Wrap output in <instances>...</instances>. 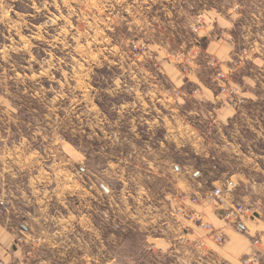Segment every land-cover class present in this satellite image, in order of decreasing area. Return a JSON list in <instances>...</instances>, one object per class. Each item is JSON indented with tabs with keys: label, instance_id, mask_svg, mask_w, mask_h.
<instances>
[{
	"label": "rangeland",
	"instance_id": "374dc122",
	"mask_svg": "<svg viewBox=\"0 0 264 264\" xmlns=\"http://www.w3.org/2000/svg\"><path fill=\"white\" fill-rule=\"evenodd\" d=\"M208 25L231 46L205 59L212 86L226 101L221 71L238 98L225 139L204 148L214 158L178 149L169 127L167 64L193 71ZM184 162L200 175L177 173ZM0 170L8 213L62 219L46 226L60 233L54 264H264V0H0ZM228 177L256 217L222 244L194 223L190 235L179 203L219 217L178 186Z\"/></svg>",
	"mask_w": 264,
	"mask_h": 264
},
{
	"label": "crops",
	"instance_id": "0c3cea01",
	"mask_svg": "<svg viewBox=\"0 0 264 264\" xmlns=\"http://www.w3.org/2000/svg\"><path fill=\"white\" fill-rule=\"evenodd\" d=\"M200 40L203 45L196 47L195 54H197V57L193 71L189 74L182 75L179 70L178 74L177 72L173 73V66L169 63L167 64V71L170 73L169 79L180 90L171 100L174 102V108L178 110L177 123L175 125L169 124V127L172 129V143L178 149L189 144V150L194 155L214 158L213 154L211 155L204 149L205 146L210 143L217 144V141L225 139L226 136L221 130L226 124L237 118L238 111L236 107L224 101L221 95L217 93L216 88L212 86L213 76L208 74L205 59L214 57L217 60L225 61L229 57L231 46L226 38L214 34L212 25L206 26L201 33ZM194 87L197 88L196 93L193 92ZM164 93L166 94L165 90ZM174 126L176 127L175 132H173ZM212 127L216 128L215 132L219 133L218 138L220 140H211L207 136ZM174 167L178 170L177 173L186 172L193 174V172H196L198 175L201 173L200 169L187 164V162L182 163V166L179 163L178 165L174 164ZM5 175L0 170V197H5L3 186ZM215 182L212 186L220 184L222 180H215ZM177 191L178 199L181 193L198 194L204 192L189 187L179 188V186L178 190L175 191V195ZM224 194L227 202L234 199L231 192H225ZM210 212L215 217V213L212 210ZM206 216L210 217L209 213ZM211 217L213 216L211 215ZM56 219L62 220L61 218H55L47 210L38 215L35 211L22 208V206L21 209H13L10 213L0 214V259L3 260V264H36L38 260H41L42 264H54L49 252L57 246V242L52 241L51 237L60 235V233L49 231L46 226L51 223L55 224ZM211 219L216 226L222 228L223 232L229 236L231 235L233 232L231 228L224 226L223 222L216 217V220L214 218ZM186 224L190 225L189 229L193 231L189 234H195L193 224L189 222H186ZM97 225L94 226L99 231ZM37 226H43L44 229L38 230ZM31 237L40 238L37 246H32ZM29 249H31L30 252H28Z\"/></svg>",
	"mask_w": 264,
	"mask_h": 264
},
{
	"label": "built area",
	"instance_id": "2783aa9c",
	"mask_svg": "<svg viewBox=\"0 0 264 264\" xmlns=\"http://www.w3.org/2000/svg\"><path fill=\"white\" fill-rule=\"evenodd\" d=\"M204 20L201 17H197L192 24V30L195 33H198L200 27L203 25ZM133 49L136 50L137 46L133 45ZM184 53L178 54V57H181ZM218 76L222 78V84L219 83L220 90L226 92V101L229 102L232 106L235 107L237 104L238 98L233 96L234 87L231 84H228V79L224 73L219 71L217 73ZM221 79H219L220 81ZM173 92L178 94L180 92L179 89H174ZM195 92V90H193ZM235 95V94H234ZM236 182L231 178H225L223 182L218 185L212 186L209 190L204 192L201 195H190L188 193L180 194L179 201L181 199L189 200L191 203H200L203 206H209L213 208L214 212L217 214L219 219L223 222L224 226H228L232 230H241L245 227L244 219L246 218H255L256 210L249 204L241 200H234L227 202L225 199V192L232 191ZM8 201L0 197V214L8 213ZM177 212H179L183 218L186 219L189 223H194L198 227H200L204 232V237L206 239H210L211 241L222 244L226 239V233L223 232L221 227L216 226L211 220H208L205 216L204 212L198 211L196 209H186V207L179 203L177 207ZM187 231H189V226L187 227ZM30 241L32 242V246H37L40 242L39 237H31ZM205 241V240H204ZM203 241H200V244H203ZM31 249L28 250L30 252ZM250 259V258H249ZM249 259H245V263H249ZM3 260L0 259V264H3ZM36 264H42L41 260H38ZM79 264H87V263H79Z\"/></svg>",
	"mask_w": 264,
	"mask_h": 264
}]
</instances>
